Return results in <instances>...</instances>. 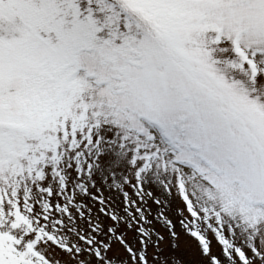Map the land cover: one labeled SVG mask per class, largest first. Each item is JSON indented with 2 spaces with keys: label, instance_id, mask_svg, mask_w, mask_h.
<instances>
[{
  "label": "snow or ice",
  "instance_id": "6c2138e0",
  "mask_svg": "<svg viewBox=\"0 0 264 264\" xmlns=\"http://www.w3.org/2000/svg\"><path fill=\"white\" fill-rule=\"evenodd\" d=\"M0 264H264V0H0Z\"/></svg>",
  "mask_w": 264,
  "mask_h": 264
}]
</instances>
